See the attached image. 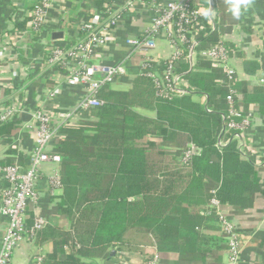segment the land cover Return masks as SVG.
I'll use <instances>...</instances> for the list:
<instances>
[{
    "label": "crops",
    "instance_id": "obj_1",
    "mask_svg": "<svg viewBox=\"0 0 264 264\" xmlns=\"http://www.w3.org/2000/svg\"><path fill=\"white\" fill-rule=\"evenodd\" d=\"M128 1L54 0L45 9L38 28L34 29L30 25L32 12L42 0H0V97L1 93L9 97L14 91H19L27 106L26 113L17 117L20 129L0 140V166L16 161L23 166L27 164L36 136L32 112L43 110L48 114L64 113L81 102L86 87L67 85L62 80L66 72L53 70L46 64L48 52L52 47L67 48L71 42L75 45L79 43L86 35L82 31L83 26L101 22L108 9L122 19L115 27L104 29L106 43L98 52L96 63L116 65L124 62L125 74L108 86L118 93L133 91L143 73L142 57L134 54L127 60L131 49L126 41L142 38L152 29L157 11L167 3L179 0H159L158 10L139 2L133 10H128ZM201 2L204 7H209L207 0ZM212 10L216 16L214 23L218 42L226 43L231 50L230 66L239 86L236 100L239 105L247 107V115L252 122L248 131V148L264 162V0H251L247 11L242 10L239 19L233 18L227 11L224 0H213ZM210 30L213 33V29ZM6 33H9L7 39ZM56 33H62V39H55L53 36ZM173 53V45L164 36L156 38L153 57L166 60ZM226 82L224 80L222 83L227 87ZM194 101L208 103L207 97L197 96ZM103 102L106 104L105 100ZM92 111L83 112L65 127L99 124L101 118ZM133 111L140 118L153 119L156 116L155 112L143 107L134 108ZM149 136L143 139V146L149 139H154ZM64 138L62 132L56 135L50 150L55 152ZM182 141L184 146L188 145L185 137ZM161 149L170 153L180 151L168 146H161ZM112 165L111 162L105 168L111 169ZM150 167L153 173L150 178L158 179L154 174L162 168L161 164L152 159ZM256 168L261 192L252 195L250 202L243 207L220 204L221 207L215 209L211 201L213 212L206 214L209 219L198 230L200 237L194 252L190 254L160 251L154 236L141 228L130 230L118 243L91 246L89 231L94 212H90L89 205L98 201L100 193L88 187L73 205L64 187L57 188L52 183L56 169L47 167L39 182L38 204L29 208L27 223L31 226L36 216H39L48 222V226L34 240L26 235L22 243L18 244L9 264H34L38 255L45 257L44 264H65L66 258L73 255L85 264H144L154 256L158 257L157 264H232L220 216L227 217L243 237L238 264H264V164L256 165ZM87 182L91 183L89 177ZM6 185L0 176V206ZM6 226V219L0 218V250Z\"/></svg>",
    "mask_w": 264,
    "mask_h": 264
},
{
    "label": "trees",
    "instance_id": "obj_2",
    "mask_svg": "<svg viewBox=\"0 0 264 264\" xmlns=\"http://www.w3.org/2000/svg\"><path fill=\"white\" fill-rule=\"evenodd\" d=\"M196 41L194 69L178 64L179 72L186 73L185 79L196 93L171 100L161 98L151 79L142 74L130 93L114 92L109 86L100 91L99 99L106 104L92 111L101 118L99 124L60 130L65 138L54 154L61 158V187L66 196L74 205L88 187L100 193L98 201L89 205L94 212L91 246L118 243L130 230L141 228L154 236L160 251L191 254L200 237L198 230L209 219L206 214L213 212L211 201L243 207L252 195L261 192L255 157H244L239 151L237 141L232 140L236 131L226 137L222 133V117L229 109V89L222 83L227 77L202 56L220 43L216 31L208 37L201 34ZM73 46L71 42L67 48ZM190 46L184 45L185 54ZM165 65L163 62L161 68ZM232 87L239 90L237 82ZM197 96L207 97L208 103L195 102ZM235 105L247 115V107L237 100ZM137 107L155 112V118H140L133 111ZM19 129L18 118L0 125V140ZM148 135L154 139L143 146ZM183 137L188 145L184 146ZM224 138L230 141L222 147L219 140ZM189 145L195 152L191 163L186 164L183 157ZM161 146L180 151L170 153ZM152 159L162 167L154 174L158 179L150 178ZM111 162L112 168H105ZM29 216L27 212V221ZM65 264L85 263L73 255Z\"/></svg>",
    "mask_w": 264,
    "mask_h": 264
},
{
    "label": "built area",
    "instance_id": "obj_3",
    "mask_svg": "<svg viewBox=\"0 0 264 264\" xmlns=\"http://www.w3.org/2000/svg\"><path fill=\"white\" fill-rule=\"evenodd\" d=\"M54 0H42L33 12V20L30 25L37 29L45 9ZM159 0H150L154 9L158 10ZM146 3L145 0H130L126 8L133 10L137 3ZM209 7H204L200 0H179L169 2L157 11L152 29L142 38L128 39L126 44L131 52L127 57L130 59L134 54L142 57L143 73L152 81L157 96L165 99L181 98L196 93L190 83L185 79L186 73H180L178 64L185 63L193 70L196 65L197 37L201 34L207 35L211 28L215 31V14L213 13V0H207ZM210 10L209 16H205L203 10ZM105 16V17H104ZM101 22H91L83 26L84 38L71 48L52 47L46 64L51 69L65 71L63 81L69 86H84L86 94L81 102L72 110L64 113L48 114L43 110L32 112V118L36 126L35 146L29 154L27 164L20 165L17 161L13 164L0 166V176L7 183L3 190L2 205L0 206V218L6 219L7 226L2 238L0 250V264H9L13 258L18 242L26 234L37 236L47 226L48 222L42 217L36 216L34 225L27 224V212L31 206L38 204V188L41 174L47 167H53L54 173L52 183L55 187L61 188V177L59 168L61 165L60 156L50 150V145L60 130L71 123L74 118L83 112L100 108L104 102L99 99L100 91L121 75L125 74V63L106 65L96 63L98 52L105 45L106 38L104 29L115 27L122 19L120 15H113L109 9ZM105 18V19H104ZM208 18V20H206ZM212 31V30H211ZM9 36L6 33L5 39ZM164 36L174 47V53L166 60L157 59L152 56L156 46V38ZM190 44L187 54L184 45ZM202 56L212 63L216 69H221L227 77L228 113L222 117V133L226 137L231 131H236L232 140H236L238 149L244 157H255L256 165L264 162L257 158L255 153L248 148V131L252 126L248 115L244 116L235 105L237 92L232 87L236 82L235 72L230 66V52L223 42H220L213 49L204 51ZM166 65L161 68L162 63ZM19 91H14L9 97L1 93L0 97V125L11 122L17 117L26 113V101L21 98ZM230 139L219 140V145L224 147ZM195 147L192 146L184 153L183 161L191 163ZM212 207L219 209L220 203L214 199ZM222 231L228 236L229 258L232 264H238L242 253L243 237L236 226L224 216H220ZM45 257L38 255L34 264H44ZM158 257L148 258L144 264H157Z\"/></svg>",
    "mask_w": 264,
    "mask_h": 264
},
{
    "label": "clouds",
    "instance_id": "obj_4",
    "mask_svg": "<svg viewBox=\"0 0 264 264\" xmlns=\"http://www.w3.org/2000/svg\"><path fill=\"white\" fill-rule=\"evenodd\" d=\"M227 5V11L231 13L232 17L239 19L242 15V10L247 11L248 6L251 4V0H224ZM210 10H203L204 15L207 16Z\"/></svg>",
    "mask_w": 264,
    "mask_h": 264
},
{
    "label": "rangeland",
    "instance_id": "obj_5",
    "mask_svg": "<svg viewBox=\"0 0 264 264\" xmlns=\"http://www.w3.org/2000/svg\"><path fill=\"white\" fill-rule=\"evenodd\" d=\"M37 235H38V234H37ZM224 235L226 236V238H228V236H227L225 233H224ZM25 236H26V234H25V235L22 237V239L18 242L19 244L22 243V241H23V239L25 238ZM35 238H36L35 236H33V237L30 236V239H33V240H34ZM17 247H18V246H17ZM17 247H16V248H17ZM15 250H16V249H15Z\"/></svg>",
    "mask_w": 264,
    "mask_h": 264
},
{
    "label": "water",
    "instance_id": "obj_6",
    "mask_svg": "<svg viewBox=\"0 0 264 264\" xmlns=\"http://www.w3.org/2000/svg\"><path fill=\"white\" fill-rule=\"evenodd\" d=\"M53 37L55 39L59 40V39H62L63 35H62V33H56Z\"/></svg>",
    "mask_w": 264,
    "mask_h": 264
}]
</instances>
